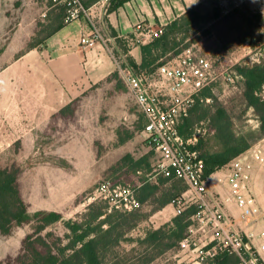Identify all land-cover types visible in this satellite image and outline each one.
I'll return each instance as SVG.
<instances>
[{
  "label": "rangeland",
  "instance_id": "obj_1",
  "mask_svg": "<svg viewBox=\"0 0 264 264\" xmlns=\"http://www.w3.org/2000/svg\"><path fill=\"white\" fill-rule=\"evenodd\" d=\"M224 8L219 0H212L209 14L202 15L196 11L198 18L187 31L177 35L179 53H170L160 62H181L189 54L196 58L209 57L220 51L218 59L221 57V61H227L226 67L238 71L243 66L240 64L264 41V14L260 9H251L246 3L240 7H227V12ZM65 12V6L57 2L0 0V89L10 90L14 96L16 91L26 88L25 82L20 79L21 72L16 70L20 65L18 57L34 49L43 51L42 45L33 46L45 40L61 18L65 17L67 22ZM151 41L149 38L145 44ZM109 46L119 70V64L124 59L123 49L116 45V41L109 42ZM11 65L15 68L13 76L8 68ZM148 75L161 79L158 69ZM244 89L242 78L233 84L218 81L214 84L213 94L231 116L234 132L256 144L264 135L260 130L259 117L245 100ZM13 96L10 97L13 102L8 105V111L15 117H20L22 113L26 127L10 126L5 132L4 143L0 144V167L19 170L18 182L30 220L22 225L13 224L9 234L0 230V264H22L26 253L24 241L28 236H52L47 237L52 243L69 234L62 221L47 226L38 234L40 223L34 219L36 213L55 211L61 213L64 220H77L87 212L92 204L89 202L91 194L104 180L139 186L146 178L150 182L162 179L154 175L155 151L145 141L143 115L121 71L118 78L92 85L70 102L73 104L72 111L64 115L56 114L48 125L40 124L39 128H29L28 124L34 123L28 119V110ZM206 102L213 103L211 99ZM206 107L204 105L202 110L195 112L196 115L202 114ZM198 126L206 128L205 135L200 139V142L203 141L202 152L218 151L220 145L212 133L209 119ZM127 154L135 159L149 156V173H127L126 168L120 169V161ZM228 174L229 171L224 169L219 179L220 186L209 185V190L223 201L234 224L240 225V209L225 181ZM161 184L157 198L174 185L171 182ZM250 190V195L257 200L253 189ZM157 207L158 203L150 199L141 212L152 215ZM168 211L169 215L162 220L155 213L149 216L148 221L138 225L127 235L133 241L123 243L117 254L136 256V253L132 254V249L138 248L137 239L143 238L150 227L159 228L163 226V221L169 219L168 223H171L177 216L173 206ZM169 260L178 264L173 253L160 255L151 264H166Z\"/></svg>",
  "mask_w": 264,
  "mask_h": 264
},
{
  "label": "trees",
  "instance_id": "obj_2",
  "mask_svg": "<svg viewBox=\"0 0 264 264\" xmlns=\"http://www.w3.org/2000/svg\"><path fill=\"white\" fill-rule=\"evenodd\" d=\"M95 1V0H91ZM97 1V0H96ZM85 5L89 4L85 2ZM66 8V7H65ZM66 14V12H65ZM198 18L196 10L191 9L185 15L177 18L163 29V34L153 39L147 44L140 46L142 53V62L138 64L130 54L129 40L116 37V45L123 49L124 59L117 69L106 80L118 78L120 71L132 72L135 74L148 75L151 71L158 69L160 62L168 54L179 53L177 35L188 30V27ZM68 23L65 17L61 18L57 27L48 35V37L33 46H43L46 40L62 29ZM31 48V49H33ZM220 52V51H219ZM206 57L216 65V67L227 66V61L220 62L218 53ZM24 55V54H23ZM20 55L18 58H20ZM150 71L148 72V70ZM239 72L244 77L245 89L243 95L248 105L251 106L260 120V130L264 135V61L254 67L239 68ZM214 84L203 88L196 96L195 102L188 110L186 115H182L179 121V129L183 136L189 137L194 134L197 125L203 120L209 119L211 130L218 140L220 149L216 152L208 150L202 152L205 161V177L209 179L214 173L224 169L234 159L238 158L251 147L245 136H238L233 129V122L227 110L219 104L213 94ZM207 99L212 100L208 104ZM206 109L200 115L197 111ZM73 109V104L64 107L59 115H64L67 111ZM196 112V113H195ZM143 115V114H142ZM199 127V126H198ZM154 151V150H153ZM126 168L127 173H139L144 171L149 173L151 163L149 156H143L135 159L131 154H127L120 161V169ZM19 170L16 168L0 167V230L4 234H9L13 224L22 225L30 220L28 216V207L22 197L20 185L18 182ZM162 179H156L150 182L148 178L144 179L139 186H132L130 183H122L108 179L113 185L122 184L135 190L136 197L141 203V207L132 212H123L114 210L108 212L109 204L106 201H96L89 205L87 212L79 216V219L64 220L61 213L55 211H40L34 215V219L40 224L37 228L40 234L45 228L57 222H64L69 234L60 237L58 241L52 243L48 240L52 236H28L24 241L25 258L22 264H151L160 255L173 253L179 247V243L188 234L189 227L193 224L191 217L197 210L196 206L185 210L182 214L175 216L171 223H167L159 228L150 227L143 238L137 239L138 248L132 249V254L136 256L125 257L117 254V249L129 240L128 234L133 231L142 222L149 220V216L158 213L167 207L174 199L182 196L187 190V185L180 179H170L160 176ZM107 181V180H104ZM174 183L170 190L163 191L157 198L161 189V183ZM134 184V182H132ZM184 184V188L183 185ZM185 190V191H184ZM184 192V193H183ZM154 199L158 207L152 215L142 213L144 204ZM48 237V238H47ZM67 241L66 243H64ZM238 256L228 251L222 252L216 258L203 264H239ZM166 264H175L167 262Z\"/></svg>",
  "mask_w": 264,
  "mask_h": 264
},
{
  "label": "built area",
  "instance_id": "obj_3",
  "mask_svg": "<svg viewBox=\"0 0 264 264\" xmlns=\"http://www.w3.org/2000/svg\"><path fill=\"white\" fill-rule=\"evenodd\" d=\"M45 1L65 6L67 23L87 19L92 32L84 35L81 42L92 46L101 39L96 19L106 12L113 0H98L90 7L83 0ZM163 31V28L154 30L146 23H138L135 27L138 43L158 38ZM218 60L223 62L221 57ZM263 61L264 41L240 65H243L241 68L254 67ZM121 72L145 119V141L156 156L154 175L180 179L187 185L182 197L170 203L176 215L189 207H197L191 217L193 224L173 252V258L178 264H203L228 251L238 256L239 264H264V206L250 195L245 182L247 172L253 168L255 154H242L224 168L229 171L225 181L230 194L240 209V225H237L228 215L223 201L209 190L205 161L198 147L206 128L197 127L189 137L183 136L179 129L180 117L187 114L195 96L218 81L233 84L239 78L244 79L239 69L218 68L206 57L196 58L189 54L184 61L162 64L158 68L161 77L158 80L154 75ZM100 200L109 204V213L114 210L132 212L141 207L134 189L113 185L108 180L101 182L89 198L92 203Z\"/></svg>",
  "mask_w": 264,
  "mask_h": 264
},
{
  "label": "crops",
  "instance_id": "obj_4",
  "mask_svg": "<svg viewBox=\"0 0 264 264\" xmlns=\"http://www.w3.org/2000/svg\"><path fill=\"white\" fill-rule=\"evenodd\" d=\"M212 0H113L106 12L96 19L97 30L101 35L94 45L82 44L81 38L89 36L92 28L87 19L74 21L65 25L62 29L51 35L43 44V51L34 49L21 56L17 72L24 83L25 89L16 91L14 96L10 90L0 89V144L4 143L5 132L10 126L25 128V119L8 111V105L13 102L11 96L17 97L25 106L28 119L34 124H28L29 128H39L40 124L48 125L53 117L75 98L88 90L92 85L106 80L118 69V63L114 60L109 42L118 38L129 40L130 54L138 64L142 62L140 46L135 34L138 23H146L154 30L164 28L177 18L194 9L202 15L210 13ZM227 7L235 5L240 7L246 3L251 9H260L264 14V0H219ZM90 7L98 0H85ZM234 3V4H233ZM228 5V6H227ZM229 9V8H228ZM99 12V11H98ZM264 17V15H263ZM10 74L15 72L14 66H9ZM31 87H36L32 89ZM8 113V115H7ZM144 118V117H143ZM19 123V124H17ZM20 123L22 125L20 126ZM145 124V119H144ZM259 125V124H258ZM250 143V142H249ZM246 153L255 154L253 168L247 172L246 185L255 192L257 202L264 206V136L256 144H251ZM214 173L209 178V185L219 184L221 172ZM214 179L211 182V179ZM250 190V191H251ZM169 204L157 214L160 219L169 215ZM171 211V210H170ZM156 214V215H157ZM169 219L161 225L168 223Z\"/></svg>",
  "mask_w": 264,
  "mask_h": 264
}]
</instances>
